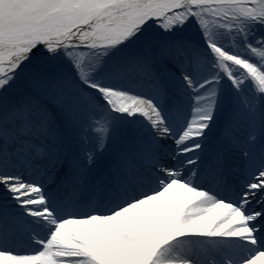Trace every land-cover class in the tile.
I'll list each match as a JSON object with an SVG mask.
<instances>
[{
  "label": "snow or ice",
  "instance_id": "1",
  "mask_svg": "<svg viewBox=\"0 0 264 264\" xmlns=\"http://www.w3.org/2000/svg\"><path fill=\"white\" fill-rule=\"evenodd\" d=\"M0 264H264V0H0Z\"/></svg>",
  "mask_w": 264,
  "mask_h": 264
}]
</instances>
